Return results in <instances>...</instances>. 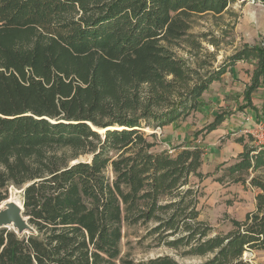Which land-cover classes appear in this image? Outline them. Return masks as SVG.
Instances as JSON below:
<instances>
[{
	"label": "trees",
	"instance_id": "16d2710c",
	"mask_svg": "<svg viewBox=\"0 0 264 264\" xmlns=\"http://www.w3.org/2000/svg\"><path fill=\"white\" fill-rule=\"evenodd\" d=\"M234 1L0 0V203L22 189L33 229L0 228V264H247L245 252L264 251V180H249L254 209L215 233L192 181L208 175L203 150H155V130L196 111L227 65L256 62L246 98L264 77L261 45L205 76L173 49L183 39L201 48L189 18ZM253 159L241 153L228 173L264 167L263 151ZM123 223L167 253L122 257Z\"/></svg>",
	"mask_w": 264,
	"mask_h": 264
},
{
	"label": "rangeland",
	"instance_id": "374dc122",
	"mask_svg": "<svg viewBox=\"0 0 264 264\" xmlns=\"http://www.w3.org/2000/svg\"><path fill=\"white\" fill-rule=\"evenodd\" d=\"M188 22L187 38H194L201 48L194 49L186 39H183L180 42L181 47L173 49L177 56L186 59L201 76L214 71L244 44L264 45V4L261 1L236 0L218 15H192ZM173 124L155 130L157 141L155 150L171 149L183 142L181 137L176 138L174 132L189 131V136L195 134V130H188V124H195L193 117L189 119L185 117ZM144 131L150 133L152 130L144 128ZM258 152L250 154L252 163ZM253 176L264 180V167L241 173H228L227 169H224L223 173L217 171L212 176L193 178L192 181L200 192V220L210 225L215 233L232 230L234 221H242L245 215L254 209L253 194L257 189L246 184ZM237 177H240V180H236ZM15 190L22 201V191L15 186L9 187V195ZM143 234L144 228L141 226L122 224L120 241L122 257L129 256L137 260L167 253L159 248L149 249L147 242L138 244L137 240ZM251 259L258 264H264V251L257 254L254 252Z\"/></svg>",
	"mask_w": 264,
	"mask_h": 264
},
{
	"label": "crops",
	"instance_id": "0c3cea01",
	"mask_svg": "<svg viewBox=\"0 0 264 264\" xmlns=\"http://www.w3.org/2000/svg\"><path fill=\"white\" fill-rule=\"evenodd\" d=\"M255 63L254 60H240L227 65L220 77L202 92L198 109L186 117L194 118L195 124H188V130H195V134L174 132L176 138L181 137L183 141L179 144H197L203 150L199 171L208 174L206 177L217 171L223 173L237 162L241 153L253 151L251 137L245 130L257 120H264V77L258 78L249 97L246 98L244 93L253 81ZM217 116H220V122L214 129L206 131V126Z\"/></svg>",
	"mask_w": 264,
	"mask_h": 264
},
{
	"label": "water",
	"instance_id": "95a60500",
	"mask_svg": "<svg viewBox=\"0 0 264 264\" xmlns=\"http://www.w3.org/2000/svg\"><path fill=\"white\" fill-rule=\"evenodd\" d=\"M77 161L73 160L71 163ZM5 200L7 202H5L3 207H0V228H11L17 234L32 232V227L23 215V202L21 201V205H18L16 200L10 199V195Z\"/></svg>",
	"mask_w": 264,
	"mask_h": 264
},
{
	"label": "built area",
	"instance_id": "2783aa9c",
	"mask_svg": "<svg viewBox=\"0 0 264 264\" xmlns=\"http://www.w3.org/2000/svg\"><path fill=\"white\" fill-rule=\"evenodd\" d=\"M251 2H254L251 0ZM246 133L251 137V142L253 146V151L251 154L256 153L257 151L264 152V120H257L251 128L245 130ZM243 255V260L247 264H258L256 261H253L252 252H245Z\"/></svg>",
	"mask_w": 264,
	"mask_h": 264
},
{
	"label": "bare ground",
	"instance_id": "6f19581e",
	"mask_svg": "<svg viewBox=\"0 0 264 264\" xmlns=\"http://www.w3.org/2000/svg\"><path fill=\"white\" fill-rule=\"evenodd\" d=\"M10 199L16 200L17 204L21 205V199H20L19 195L16 194V190L13 193H10ZM5 202H7V200H4L0 207H3Z\"/></svg>",
	"mask_w": 264,
	"mask_h": 264
}]
</instances>
